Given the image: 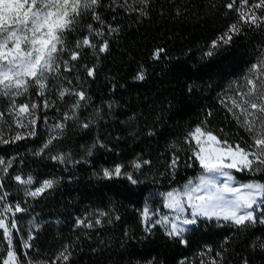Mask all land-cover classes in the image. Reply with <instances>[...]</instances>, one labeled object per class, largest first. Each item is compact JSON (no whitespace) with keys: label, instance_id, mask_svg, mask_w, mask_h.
<instances>
[{"label":"trees","instance_id":"1","mask_svg":"<svg viewBox=\"0 0 264 264\" xmlns=\"http://www.w3.org/2000/svg\"><path fill=\"white\" fill-rule=\"evenodd\" d=\"M230 0H100L96 9L101 21L83 17L68 38V51L61 57L69 61L71 71H61L49 79L45 95L48 113L63 120L77 100L74 95L59 97L61 88L84 91L76 119H69L59 139L49 146L53 151L36 155L37 146L47 141L42 132L44 114L38 116L36 135L8 145H0L1 156L15 157L39 175H51L57 185L42 196L25 195L23 186L4 176L0 195L7 193V203H19L26 209L15 213L12 230L14 250L23 264H264V224L237 228L223 221L200 219L197 225L185 226L187 245L167 237L156 219L175 213L164 206V195L182 189L187 181L203 173L185 143L187 134L204 122L208 130L230 143L250 144L249 133L234 117L232 100L240 102L238 93L247 92L250 69L264 55V22L260 26L243 25L241 34L233 36L211 57L212 41L230 24L237 22V12L226 5ZM258 0H249L250 5ZM239 6V0H237ZM141 9L143 12H141ZM264 18V9H255ZM94 31L89 32L88 25ZM103 33L102 36L95 34ZM88 36L95 48L79 49L81 55L70 60L76 41ZM107 41L108 50L98 48ZM163 49L159 59L153 58ZM86 68H94L93 77ZM143 71L144 79H137ZM257 81L254 102H264V87ZM39 98L36 89L28 92ZM26 94L22 101H29ZM26 98V99H25ZM28 98V99H27ZM209 113L211 115H209ZM88 123V128L82 124ZM259 125V121H257ZM152 132L153 135H149ZM57 134V133H55ZM194 144V141L192 142ZM103 145V147L101 146ZM91 151V155H89ZM68 154L70 161L53 160L52 154ZM174 156L179 157L173 170ZM144 161H149L144 164ZM142 167L135 169L134 163ZM14 164V165H15ZM123 165L138 181L100 178L102 169ZM192 166L189 167L188 165ZM13 165V166H14ZM0 175H3L0 173ZM234 184L264 183V173L232 170ZM224 178V177H222ZM149 209V221L142 213ZM257 209V216L261 215ZM104 212L106 215L100 216ZM8 221L12 214L8 213ZM189 215V213H185ZM118 217V218H117ZM101 220L96 225V219ZM190 218V215H189ZM84 219L92 228L78 226ZM151 228V232L145 231ZM29 235L33 247L24 248ZM67 247V261L58 260ZM7 242L0 230V257L6 258ZM2 264V260H0Z\"/></svg>","mask_w":264,"mask_h":264},{"label":"snow or ice","instance_id":"2","mask_svg":"<svg viewBox=\"0 0 264 264\" xmlns=\"http://www.w3.org/2000/svg\"><path fill=\"white\" fill-rule=\"evenodd\" d=\"M146 3L147 0H139ZM100 5V0H0V96L11 99V112L14 122L19 128H28L27 136H35V126L38 117L36 110L40 107L37 103H17V97L24 96L31 88L36 89L38 96H44L49 88V79L57 75L61 68L64 71H71L68 60L61 57L68 51L67 38L77 30L83 17L90 15L91 19L101 21L96 9ZM230 10L237 12V22L229 25L228 30L217 40L212 41L210 50L205 53L207 57L215 54V51L223 45L232 42L233 36L240 35L243 25L260 26L264 18L255 14V9H264V0L250 5L249 0H230L226 5ZM141 12L143 10L141 9ZM89 32H93V26L88 25ZM96 35L103 33L96 31ZM95 48L88 36L76 41L75 50L70 54V60L76 61L80 58L81 48ZM108 50L107 41H103L98 51L100 53ZM163 49H157L153 53L154 59H159ZM87 75L93 77L94 68H86ZM264 76V55L250 69V76L246 77V84L251 85L247 92L238 93L240 102L232 100L233 109H240V114L234 113V117L240 122L243 116L242 127L249 133L251 143L241 146L240 143H230L227 139H222L204 126V122L195 126L185 137L192 152L190 159L198 162L203 171L198 177V182L187 181L182 189H173L163 194L165 198L164 206L171 209L175 215L170 219L162 216L156 219L152 226L161 225L164 232L170 239L179 244L187 245L188 240L185 233L190 229L185 226L197 225L200 219L215 220L225 222L237 228H248L256 224H264V183L249 182L233 186L235 177L232 170L237 172L247 171L249 173H264V102H254L251 97L256 95L257 81L253 77ZM143 80V71L137 77ZM259 84L264 87V79L259 80ZM59 97L63 99L66 95H74L77 100L72 105L70 112L63 114V120L52 125V131L57 133L50 135L41 150L36 155H42L54 140L59 139V134L63 133L66 122L69 119H76V111L81 107L80 101L87 99L84 91H73L68 88H61ZM264 96V92L260 93ZM48 100L43 101V107L48 108ZM209 115H211L209 113ZM4 116L0 112V119ZM259 121V125H257ZM83 128H88V123L82 124ZM149 135H153L149 132ZM26 136L17 133L11 139L0 135V144L8 145L25 139ZM194 141V144L192 143ZM103 147V145H101ZM91 155V151L88 153ZM51 159L64 162L63 155L52 156ZM12 159H5L0 156V189L4 187L2 181L4 176L9 174V169L13 167ZM179 161L178 156H174L170 167L175 170ZM148 164L149 161H144ZM189 167L192 165L189 164ZM135 169H140V163H134ZM224 177L221 181L219 178ZM17 184L26 186L25 195L36 198L42 196L48 190L53 189L58 181L56 179H44L42 182L35 181L32 176L27 178L22 175L12 177ZM100 178L126 179L135 185L138 181L132 173L124 171L123 165L117 164L113 168H103ZM38 183L34 189L28 186ZM260 208L261 215L257 216V209ZM26 209L19 203L14 206L7 203V193L0 195V230L3 239L7 242L6 258L0 257L2 264H23L18 260L17 252L14 250L12 230L16 229L17 222L15 213L24 212ZM7 213L12 214L9 222ZM189 213V215H185ZM106 213L101 212L100 216ZM145 222L149 221V209L145 207L142 213ZM118 218V217H117ZM96 225L101 224L98 218ZM78 226L92 228L93 223L80 219ZM145 231L151 232V228ZM33 239L29 235L24 242V248L30 249L33 245L29 242ZM264 249V242L259 245ZM69 254L67 247L59 253L58 260L67 261ZM28 264H37L35 261H28ZM46 264V262H40ZM52 264H56L55 261ZM149 264H152L150 261ZM181 264H184L181 261ZM247 264V262H245Z\"/></svg>","mask_w":264,"mask_h":264},{"label":"rangeland","instance_id":"3","mask_svg":"<svg viewBox=\"0 0 264 264\" xmlns=\"http://www.w3.org/2000/svg\"><path fill=\"white\" fill-rule=\"evenodd\" d=\"M26 96L29 98V99L27 98L29 101L20 102V101H22V99H24V97L20 96V97L15 98L16 102L18 104L19 103H29V104L37 103V104H39L38 100H37L39 98H37L34 95L29 94V93H27ZM47 96L48 95L42 96V98H44L43 101L47 100V98H46ZM11 105H12L11 99H9L7 97L0 96V112L4 113L3 118L0 119V135H2L4 138H8V139H11V137L15 136L17 133H21V134H24L25 136H27V132L29 131V129L17 127L15 122H14L13 117L10 115V112L12 110ZM42 106H43V104H42ZM41 113L44 114V118H43V122H42V132H43V134L46 135L47 140H48L50 135H55V133L52 131V125L61 121V120L58 116L50 115V113L47 114L48 110H45L44 107H39L36 110V116L38 117ZM35 130H36V126H35ZM0 145H2V144H0ZM43 145H44V143L41 146H37L36 150L39 152L41 150V148L43 147ZM53 150H54L53 146H49L47 149H44L43 154H46V152L53 151ZM52 155L53 156L63 155L65 157V160L63 163L70 161V159H69L70 155H68V154L59 153V154H52ZM0 156H1V153H0ZM4 158L5 159H12V157H9V158L4 157ZM14 164H15V160L13 161V165ZM113 167H108V168L111 169ZM11 169H12V171L17 172V174L22 175L25 178H27V176L30 175L34 178L35 181H38V182H42L44 179H49V178L53 179L51 175H49V176L48 175H39L37 173L38 172L37 170H32L31 168H27L26 166H24V164H20L18 166H17V164H15ZM11 169H9V170H11ZM124 171H125V169H124ZM17 174H15V175H17ZM201 174H203V173H200L197 177L193 178L194 183L198 182V177ZM219 179L221 181H223L225 178L220 177ZM238 185L239 184H234L233 186H238ZM37 186H38V183H34L33 185L28 186V187H31L34 189ZM25 187L26 186H23L24 193H25ZM7 217H8V215H7Z\"/></svg>","mask_w":264,"mask_h":264}]
</instances>
